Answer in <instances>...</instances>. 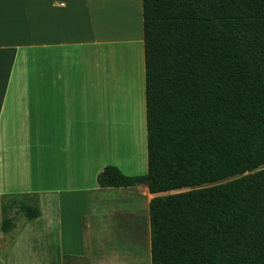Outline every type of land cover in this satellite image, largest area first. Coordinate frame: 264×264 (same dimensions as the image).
Segmentation results:
<instances>
[{"label": "trees", "instance_id": "trees-1", "mask_svg": "<svg viewBox=\"0 0 264 264\" xmlns=\"http://www.w3.org/2000/svg\"><path fill=\"white\" fill-rule=\"evenodd\" d=\"M143 35L152 264H264V0H143Z\"/></svg>", "mask_w": 264, "mask_h": 264}, {"label": "crops", "instance_id": "crops-1", "mask_svg": "<svg viewBox=\"0 0 264 264\" xmlns=\"http://www.w3.org/2000/svg\"><path fill=\"white\" fill-rule=\"evenodd\" d=\"M134 9L139 31L102 36L99 0H0V237L10 236L0 242V264H152L149 205L156 194L145 182L100 181L106 166L120 167L100 141L114 111L111 74L102 83L95 55L132 47V76L142 78L145 92L143 0ZM114 190L124 195L112 197ZM10 200L40 215L18 218L4 233L1 204ZM139 228L146 254L119 247L120 240L143 246Z\"/></svg>", "mask_w": 264, "mask_h": 264}, {"label": "rangeland", "instance_id": "rangeland-1", "mask_svg": "<svg viewBox=\"0 0 264 264\" xmlns=\"http://www.w3.org/2000/svg\"><path fill=\"white\" fill-rule=\"evenodd\" d=\"M99 2L100 10L98 13H100L99 22L102 36L108 33V35L130 37L135 34L132 33L133 31L141 29L135 19L134 6H136V0H99ZM105 22L108 23V28H106ZM131 48L128 46H117L114 48V53H109V55L102 51L100 60L95 55L94 68L96 72H100L102 83L105 84L106 71L112 76H110L112 83H109L108 86L109 104L112 106L114 114L110 125H101L100 141L102 146H104L103 149L108 148L111 154H115V156L111 154L109 156L116 157V163L122 172L130 177H140L137 183L143 184L142 179L145 178L148 169L146 102L145 92L142 90V78L134 74L132 76L135 55ZM106 132L108 134L107 137L105 136ZM121 194L124 195L118 190L110 193L112 197ZM133 205L137 207L138 201L134 202ZM122 211L125 218L134 216L133 214H128V210ZM19 219H23L21 214ZM142 230L140 231L139 228L140 234L137 242L139 244L142 243L143 246H138L135 242L128 240H120L119 247H134L138 252L146 254V237ZM119 239L121 238L119 237ZM9 240L10 236L8 234L0 237V242L3 241L4 245H7L6 243ZM109 246L114 248L113 245Z\"/></svg>", "mask_w": 264, "mask_h": 264}, {"label": "water", "instance_id": "water-1", "mask_svg": "<svg viewBox=\"0 0 264 264\" xmlns=\"http://www.w3.org/2000/svg\"><path fill=\"white\" fill-rule=\"evenodd\" d=\"M143 182L148 183V179L146 178L145 180H143ZM164 194V193H161Z\"/></svg>", "mask_w": 264, "mask_h": 264}, {"label": "bare ground", "instance_id": "bare-ground-1", "mask_svg": "<svg viewBox=\"0 0 264 264\" xmlns=\"http://www.w3.org/2000/svg\"><path fill=\"white\" fill-rule=\"evenodd\" d=\"M136 103V102H135Z\"/></svg>", "mask_w": 264, "mask_h": 264}]
</instances>
